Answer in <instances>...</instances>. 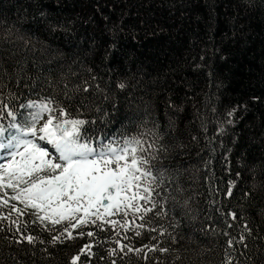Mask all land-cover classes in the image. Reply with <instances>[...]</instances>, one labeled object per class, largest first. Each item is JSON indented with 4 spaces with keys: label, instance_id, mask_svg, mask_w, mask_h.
<instances>
[{
    "label": "trees",
    "instance_id": "1",
    "mask_svg": "<svg viewBox=\"0 0 264 264\" xmlns=\"http://www.w3.org/2000/svg\"><path fill=\"white\" fill-rule=\"evenodd\" d=\"M84 80L93 90L77 93ZM120 82L125 89L116 87ZM0 91L14 107L54 98L73 118L95 121L87 125L92 135L155 123L168 148L162 164L180 174L197 219L183 222L175 252L149 256L165 264H221L227 238L200 231L211 223L205 216L220 219V206L242 211L254 230L248 264H264V239L255 238L264 237V0H0ZM238 105L246 108L227 124ZM233 180L234 197L226 199ZM249 190L254 195L245 198ZM5 235L0 264H66L89 242L58 244L48 257L42 246L13 244ZM128 235L135 247L155 243L149 233ZM142 257L116 259L153 264Z\"/></svg>",
    "mask_w": 264,
    "mask_h": 264
},
{
    "label": "snow or ice",
    "instance_id": "2",
    "mask_svg": "<svg viewBox=\"0 0 264 264\" xmlns=\"http://www.w3.org/2000/svg\"><path fill=\"white\" fill-rule=\"evenodd\" d=\"M116 87L125 89L126 84ZM90 90L88 80L76 86L77 93ZM252 100L259 102L260 97ZM239 107L246 105L232 108L227 124L234 123L232 117ZM94 123L73 118L54 98L14 107L0 91V233L6 232L3 238L13 244L42 246L40 251L48 257L52 256L50 247L88 238L66 264H118L117 257L122 261L129 254L141 253L145 261L165 264L149 253L175 252L172 245L180 243V230L187 226L183 222L192 224L197 216L192 197L183 195L180 174L162 164L168 153L164 132L153 123L151 128L133 126L116 136L92 135L87 125ZM236 186V181L229 182L226 199L234 197ZM242 195L250 198L254 193L249 190ZM210 205L217 201L211 200ZM214 210L220 219L205 216L211 223L200 224V231L227 238L221 264H248V241L254 233L250 223L244 222L242 211L220 206ZM234 227L237 235L230 231ZM128 233L134 237L149 233L155 243L135 247ZM105 245L111 246L106 255H99Z\"/></svg>",
    "mask_w": 264,
    "mask_h": 264
},
{
    "label": "rangeland",
    "instance_id": "3",
    "mask_svg": "<svg viewBox=\"0 0 264 264\" xmlns=\"http://www.w3.org/2000/svg\"><path fill=\"white\" fill-rule=\"evenodd\" d=\"M47 117H45V119H46Z\"/></svg>",
    "mask_w": 264,
    "mask_h": 264
}]
</instances>
